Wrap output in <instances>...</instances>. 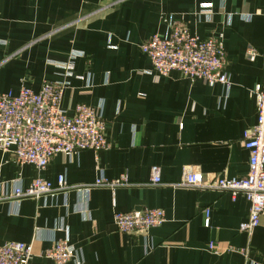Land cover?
<instances>
[{
    "label": "crops",
    "instance_id": "1",
    "mask_svg": "<svg viewBox=\"0 0 264 264\" xmlns=\"http://www.w3.org/2000/svg\"><path fill=\"white\" fill-rule=\"evenodd\" d=\"M175 22L202 39L222 38L229 88L153 73L141 48L169 36ZM248 48L258 53L253 62ZM263 80L264 0H0V94L69 83L62 110L70 117L79 105L98 110L109 146L58 154L43 171L0 152V245H32L30 264H55L45 253L58 241L78 259L67 264H264V217L252 234L239 230L250 208L243 195L83 189L122 176L144 184L154 167L169 184L187 169L245 178L242 139L257 123L251 91ZM60 177L74 189L8 200L16 188L38 179L56 186ZM145 209L163 210L166 222L146 235L117 231L115 213Z\"/></svg>",
    "mask_w": 264,
    "mask_h": 264
},
{
    "label": "built area",
    "instance_id": "2",
    "mask_svg": "<svg viewBox=\"0 0 264 264\" xmlns=\"http://www.w3.org/2000/svg\"><path fill=\"white\" fill-rule=\"evenodd\" d=\"M141 50L149 57L152 71L157 75L166 77L176 71L190 81L221 84L228 88L231 86L221 37L202 39L175 22L169 36L155 35ZM246 57L253 62L258 53L254 48H248ZM72 69L71 65L70 74ZM68 88L69 83L44 82L37 92L22 87L18 95L0 94V152L11 153L18 165H32L43 171L58 154L71 157L84 150H107L109 146L105 138V123L98 110L79 105L71 117L62 110L64 92ZM251 96L255 100L257 123L242 139L243 147L249 152V172L245 178L226 179L217 175L205 177L197 170L187 169L180 182L169 184L163 182L160 170L154 167L149 182L144 184L131 183L126 176H122L115 181L96 180L83 189L158 187L229 193L234 199L243 195L250 208L248 218L239 230L244 234H252L264 217V80L254 87ZM70 189L74 187H68L62 177L56 186L38 179L27 189L16 188L8 200L18 202L39 199ZM2 200L6 199L0 197ZM209 214L207 209L206 227L209 226ZM114 222L121 234L146 235L151 229L162 226L166 219L163 210L145 209L115 213ZM209 249L217 254L222 252L217 251L214 245H210ZM32 257V245L17 242L0 245V264H30ZM45 257L55 264L78 262L75 252L66 241L56 242L45 253Z\"/></svg>",
    "mask_w": 264,
    "mask_h": 264
}]
</instances>
